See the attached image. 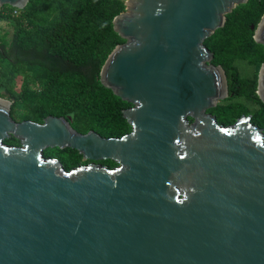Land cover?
<instances>
[{
  "label": "water",
  "instance_id": "1",
  "mask_svg": "<svg viewBox=\"0 0 264 264\" xmlns=\"http://www.w3.org/2000/svg\"><path fill=\"white\" fill-rule=\"evenodd\" d=\"M248 1H125L114 19L125 42L101 70L132 104L121 137L64 116L17 121L0 97V264H264V128L208 112L229 82L205 41ZM252 28L264 45V15ZM257 93L264 101V63ZM47 148L92 162L66 169Z\"/></svg>",
  "mask_w": 264,
  "mask_h": 264
},
{
  "label": "trees",
  "instance_id": "2",
  "mask_svg": "<svg viewBox=\"0 0 264 264\" xmlns=\"http://www.w3.org/2000/svg\"><path fill=\"white\" fill-rule=\"evenodd\" d=\"M125 10L124 0H29L23 9L0 7V20L14 26L11 42L0 36V97L13 102V118L43 122L49 115L72 116L73 127L83 133L95 130L104 137H121L130 132L132 126L122 110L132 104L101 82L106 59L125 42L114 29L115 17ZM263 15L264 0H249L229 13L225 26L205 41L214 52L213 64L221 65L228 76L230 103L210 109L220 123L231 124L251 113L234 101L244 98L259 104L252 121L264 128V101L257 93L264 45L255 40L252 28ZM238 61L255 67L254 77H243ZM20 71H25V79L18 90L13 80ZM23 107L27 111L21 116ZM5 142L21 145L14 136ZM52 150L69 156L66 169L85 162L78 150ZM103 162L117 165L110 159Z\"/></svg>",
  "mask_w": 264,
  "mask_h": 264
},
{
  "label": "rangeland",
  "instance_id": "3",
  "mask_svg": "<svg viewBox=\"0 0 264 264\" xmlns=\"http://www.w3.org/2000/svg\"><path fill=\"white\" fill-rule=\"evenodd\" d=\"M124 1H126V0H124ZM8 10L9 9H7V11ZM16 15H20V13L16 14ZM13 34H14L13 24L8 20H0V36L3 37L4 39H6L7 41L11 42L12 38H13ZM236 66L238 67L240 74L243 77L252 78L256 74L255 67L248 65L245 61L236 62ZM24 79H25V71H20L15 76V78L13 80L14 88L20 90L23 87ZM33 91L38 92V87H35ZM227 99L228 98H225L224 100L219 101L216 107H221L222 105H228L230 102ZM234 101L241 103V104H244L248 108V110L251 112L250 114L252 116H253L254 111L258 110V108L260 107L259 104L256 103L255 101H250V100H247L244 98H239V99H236ZM19 111H20V115L23 116L26 113L27 108L23 107ZM244 114H247V113H244ZM68 119L72 125V123L74 121V117L69 116ZM16 120L21 121L22 119H16ZM45 154H46V156H55L63 162L65 160H67V158L69 157V156H67V154L58 153L57 150H52V148L45 149ZM86 161H88V160H86Z\"/></svg>",
  "mask_w": 264,
  "mask_h": 264
},
{
  "label": "flooded vegetation",
  "instance_id": "4",
  "mask_svg": "<svg viewBox=\"0 0 264 264\" xmlns=\"http://www.w3.org/2000/svg\"><path fill=\"white\" fill-rule=\"evenodd\" d=\"M131 106H132V105H131ZM208 112L211 113V114H213L210 110H208ZM213 115H215V114H213ZM215 116H216V115H215ZM216 117H217V116H216ZM189 120H190L191 122L194 121L192 117H189ZM82 160L85 161V162H83V163H79V164L75 165L74 167H77V166H79V165L89 164V163L92 162V161H90V160L86 161L84 158H82ZM104 160H108V159H104ZM110 160H111V159H110ZM62 163L64 164L63 161H62ZM96 163H98V164H103V165H107V164H105V163L103 162V160H101V161H97ZM107 166H109V165H107ZM72 168H73V167H72Z\"/></svg>",
  "mask_w": 264,
  "mask_h": 264
}]
</instances>
